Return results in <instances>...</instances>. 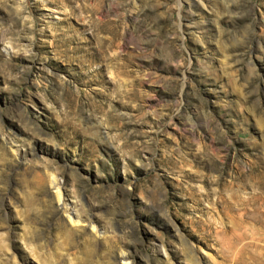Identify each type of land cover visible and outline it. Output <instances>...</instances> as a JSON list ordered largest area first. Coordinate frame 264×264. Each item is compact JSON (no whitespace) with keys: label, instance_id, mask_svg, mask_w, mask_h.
<instances>
[{"label":"rangeland","instance_id":"374dc122","mask_svg":"<svg viewBox=\"0 0 264 264\" xmlns=\"http://www.w3.org/2000/svg\"><path fill=\"white\" fill-rule=\"evenodd\" d=\"M0 264H264V0H0Z\"/></svg>","mask_w":264,"mask_h":264},{"label":"bare ground","instance_id":"6f19581e","mask_svg":"<svg viewBox=\"0 0 264 264\" xmlns=\"http://www.w3.org/2000/svg\"><path fill=\"white\" fill-rule=\"evenodd\" d=\"M57 198H58L59 200L61 199V195H60L59 190H58V193H57ZM256 202H257V201H256ZM248 205H249L250 207L253 208V211H258V210H259V208H256V207H255L256 205H255V202H254V201H253V202L249 201V203H247L246 206H248ZM249 206H248V207H249ZM245 211L247 212V211H248V208H245ZM256 213H257V212H256ZM69 219H70V223H71V224H77V222H78V221H73V222H72L71 217H70Z\"/></svg>","mask_w":264,"mask_h":264}]
</instances>
